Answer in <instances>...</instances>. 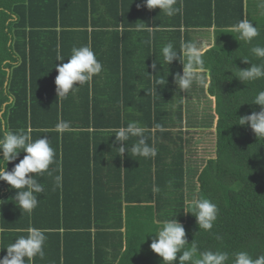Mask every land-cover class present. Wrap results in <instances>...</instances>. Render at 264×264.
<instances>
[{
    "label": "trees",
    "instance_id": "1",
    "mask_svg": "<svg viewBox=\"0 0 264 264\" xmlns=\"http://www.w3.org/2000/svg\"><path fill=\"white\" fill-rule=\"evenodd\" d=\"M199 1L182 0V11L169 17L147 9L144 0H0V135L4 128L30 130L33 140L47 136L56 152L52 174L36 177L44 191L37 194L31 215L14 204L16 190L0 181V259L7 254L4 248L26 235L21 230L36 227L46 230L45 256L26 264H162L150 244L157 222L172 218L186 231L185 250L193 241L200 252L226 251L227 264L239 251L253 259L264 255V139L238 124L239 117L260 111L254 99L264 91V78L246 84L237 78L238 69L264 64L251 52L264 47V2L248 0L244 8V0H222L221 6ZM245 18L260 33L251 43L231 31ZM91 20L99 34L95 43H109L111 51L125 52L146 70L137 78L127 73L125 79L116 75L94 84L99 74L58 102L55 65L67 63L73 47L90 45L64 39L75 34L70 28ZM145 24L158 28L150 42L147 31L137 30ZM182 27L205 31L215 40L203 56L207 87L193 84L180 91L174 77L182 75L183 64L164 62L163 46L171 42L180 52L182 43L192 41ZM58 45L63 61H56ZM90 47L97 55L95 44ZM160 80L166 83L156 92ZM205 100H214L212 114L200 111ZM60 120L71 125L73 140H60L55 130ZM130 121L149 129L147 143L157 155L130 153L132 138L126 142L125 167L107 173L97 157H121V145L108 137L115 139L113 129ZM209 129L215 156L195 166L188 158L197 150L192 134ZM56 175L62 176V187H56ZM193 194L218 207L211 231L199 229L195 216L184 212Z\"/></svg>",
    "mask_w": 264,
    "mask_h": 264
},
{
    "label": "clouds",
    "instance_id": "2",
    "mask_svg": "<svg viewBox=\"0 0 264 264\" xmlns=\"http://www.w3.org/2000/svg\"><path fill=\"white\" fill-rule=\"evenodd\" d=\"M178 3L179 7L177 6ZM144 6L149 10L159 8L160 12L172 17L182 11L183 3L182 0H144ZM145 25L138 26L137 30L147 31L150 36L149 41L146 42H150L151 34L158 28ZM231 31L238 33L239 40L245 43H251L260 34L258 27L253 26V23L246 18L232 26ZM206 50V45L195 41L182 43L180 52L175 49L171 42L162 47L161 51L166 64L169 65L174 60H179L183 64L182 75L177 73L174 77L175 84L180 91L189 90L193 84L208 86L205 82L204 73L206 69L203 60ZM251 52L258 58H264V47L255 46ZM64 59L65 57L61 55L58 45L56 61H63ZM244 62L250 63L247 59H244ZM156 67V63H153V70ZM55 68L58 72L55 78L58 102L66 99L79 86L91 82L103 70L102 64L96 58L90 45L73 47L68 62L55 65ZM237 78L244 84L264 78V64L250 63V67L238 69ZM165 83L164 80L157 81L154 91L157 92V85H164ZM254 104L260 106V111L239 117L238 124L250 126L257 139H264V91L257 93ZM155 127L161 128L160 125ZM55 130L62 135L66 131H72V128L69 122L60 120L55 125ZM161 130L163 129L161 128ZM113 132L116 143L121 145L118 147L121 157L129 151L126 142L132 138H136V142L130 149L134 155L145 158H154L157 155L158 150L155 146H150L147 143L145 134L149 132V129L139 122L130 121L126 127L121 126L113 129ZM21 152L25 153L23 159H20L19 163L14 164L11 170H8L7 165L15 162ZM0 153H2L0 181L6 182L11 189L16 190L13 197L14 204L22 213L31 215L38 206L37 194L44 191L42 184L36 177L45 173L52 174L50 166L56 163V152L47 136L33 140L30 130L14 132L4 128L2 135H0ZM55 182L56 187H62V176L56 175ZM153 191L158 192L159 188L154 187ZM185 203L186 210L184 212L195 216L199 229L211 231L218 215L217 205L196 194H193ZM3 231L4 229L0 228V232ZM21 231L26 232V235L19 236L4 248L7 250V254L0 259V264H26V260L33 261L36 257L44 258L46 230L29 227ZM155 234L156 239L151 242L150 248L162 258V264H174L177 259L179 264H227L229 261L230 254L228 252L211 250L200 252L197 244L193 241L191 248L185 250V246L189 244L186 231L183 225L174 218L157 222ZM231 255L234 256L232 264H264V255H259L255 259L245 251L235 252Z\"/></svg>",
    "mask_w": 264,
    "mask_h": 264
},
{
    "label": "crops",
    "instance_id": "3",
    "mask_svg": "<svg viewBox=\"0 0 264 264\" xmlns=\"http://www.w3.org/2000/svg\"><path fill=\"white\" fill-rule=\"evenodd\" d=\"M207 0H200L198 2V4H208L209 1L207 2ZM252 4H257L259 2H264L263 0H251ZM212 3L214 6L216 5H222L223 2L222 0H212ZM232 3L236 4L235 1H232ZM248 4V0H244V8H246ZM207 7V5H206ZM236 7H238V4H236ZM160 9L157 8V12H159ZM190 9H189V13H190ZM176 16V15H174ZM153 17V15H152ZM97 25H94V23L91 21H89L88 25H78L76 28H70L71 32L75 33H69L67 34L66 39H64V42L66 41L68 44L70 45H75V46H80L82 44L86 43V40H89V44L90 46H92V44H95L96 46V50H97V55L96 57H98V61L102 64L103 66V70L102 73H100V75L97 77V81L94 82V84H101L102 82H108L111 80V78L113 79L116 75H120V77L123 79L127 78V73L134 74V77L137 78L138 75H141L143 72V69L146 70V67H144V64L141 65L140 62H138L137 60H135L134 58H132L131 56L126 55L125 52L123 51H119L118 49H115L114 51H111L110 48V44L106 43V45H103V43H95V39L99 36L98 33H96V27ZM62 29V28H61ZM182 32H184L186 34V39L190 38L192 41L195 42H199L202 45H207V48H209L208 50H210L214 45H215V40L213 37H211V34L206 33L205 31H196L194 32L195 29H191V28H187L185 29L184 27H182ZM215 30L214 28L211 29V31ZM97 36V37H96ZM210 42V43H209ZM92 48V47H91ZM175 49L177 50V47L175 46ZM93 50V49H92ZM207 50V51H208ZM206 52V51H205ZM30 62V61H29ZM154 62V60H153ZM92 84V83H91ZM108 87H110L108 85ZM96 88H98L96 86ZM103 106V103L100 104V107ZM126 127V126H125ZM113 129V128H112ZM112 129H109L108 132H110ZM69 132H71L70 134H68ZM66 131L64 132L61 137L60 140H73V136L72 135V131ZM77 134V133H76ZM76 137V136H75ZM80 137V136H79ZM112 142L115 140L114 138L111 139V135L108 137ZM136 141V138H133L131 140ZM193 146L195 147V144H193ZM132 153V152H130ZM194 153L195 152H189L188 154V159L191 163L195 164V166L197 165V162L199 161L198 158L196 157L194 158ZM98 160L101 161L103 160V165H105V169L106 172L108 173L110 170H112L114 167H119L121 165V167H125L126 165V157L125 154L123 155V157H119L117 155H113L111 153L107 154L106 157H101L98 155ZM139 165L140 161L138 162Z\"/></svg>",
    "mask_w": 264,
    "mask_h": 264
},
{
    "label": "rangeland",
    "instance_id": "4",
    "mask_svg": "<svg viewBox=\"0 0 264 264\" xmlns=\"http://www.w3.org/2000/svg\"><path fill=\"white\" fill-rule=\"evenodd\" d=\"M210 43V42H209ZM207 46V45H206ZM209 48H207L208 50ZM206 50V51H207ZM200 111L204 112L206 114H212V112L215 109V102L214 100H205L203 101V104L200 105ZM212 109V110H211ZM213 129L201 131L198 133L192 134L194 138L197 139L196 144H195V150L196 152L194 153V158H198V165L202 166L203 160H206L208 158L214 157L215 156V144H213Z\"/></svg>",
    "mask_w": 264,
    "mask_h": 264
}]
</instances>
